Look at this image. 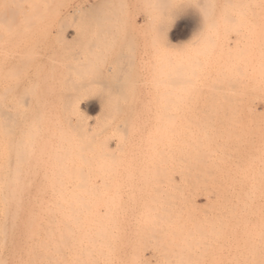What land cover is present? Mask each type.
Instances as JSON below:
<instances>
[{
  "label": "rangeland",
  "instance_id": "1",
  "mask_svg": "<svg viewBox=\"0 0 264 264\" xmlns=\"http://www.w3.org/2000/svg\"><path fill=\"white\" fill-rule=\"evenodd\" d=\"M63 1L0 0V264H264V53L256 51L264 40V0ZM68 101L79 105L89 128L99 130L102 115L116 114L117 160L100 178L115 194L110 201L54 198ZM152 149L162 153L156 171L145 164ZM169 228L178 231L171 230L178 246Z\"/></svg>",
  "mask_w": 264,
  "mask_h": 264
},
{
  "label": "bare ground",
  "instance_id": "2",
  "mask_svg": "<svg viewBox=\"0 0 264 264\" xmlns=\"http://www.w3.org/2000/svg\"><path fill=\"white\" fill-rule=\"evenodd\" d=\"M64 1H66V0H64ZM63 1V2H64ZM69 1V0H68ZM229 1H231V0H229ZM246 1V0H245ZM263 0H261L260 1V3L262 2ZM251 2V1H250ZM253 3H254V1H252ZM258 2V1H257ZM257 2H255V4L257 5ZM262 3H264V1L262 2ZM65 4V3H64ZM232 4H230L229 6H231ZM228 6V7H229ZM260 7L259 8H262V5H259ZM19 9V8H18ZM251 9V8H250ZM254 9H256V8H254ZM253 9V11L254 12H257V11H259V10H254ZM258 9V8H257ZM176 10V9H175ZM178 10V9H177ZM264 11V10H263ZM229 12V11H228ZM246 12H247V10H246ZM260 12V11H259ZM72 13V12H71ZM74 16H76V15H74ZM254 16V15H253ZM257 16H259L258 14H257ZM74 18V17H73ZM64 19V18H63ZM70 19H71V17H70ZM65 22V21H64ZM254 25H256V24H254ZM258 25V24H257ZM188 26V25H187ZM184 27H186V26H184ZM254 27V26H253ZM257 27V26H256ZM259 28V27H258ZM185 29V28H184ZM256 30H257V28H256ZM259 30V29H258ZM74 31V30H73ZM255 31V30H254ZM77 32V31H76ZM257 32V31H256ZM259 32V31H258ZM183 33V32H182ZM177 34H179V32L177 33ZM244 34V33H243ZM263 35V34H262ZM65 36V35H64ZM264 36V35H263ZM230 40V39H229ZM258 42V41H257ZM256 42V43H257ZM261 42V41H260ZM259 42V43H260ZM263 42H264V40H263ZM263 42H262V44H263ZM258 44V43H257ZM261 44V46H259V44H258V46L256 45V51L258 52V54L259 53H264V45H262ZM254 51V50H253ZM226 54V53H225ZM264 55V54H263ZM227 56V55H226ZM256 56V55H255ZM222 57V56H221ZM219 59V58H218ZM218 59H216V60H218ZM222 59V58H221ZM226 60H227V58H226ZM222 61V60H221ZM220 61V62H221ZM227 61H229V60H227ZM256 61H258V60H256ZM260 61H263V60H260ZM260 61L258 62V63H260ZM264 62V61H263ZM224 63V62H223ZM221 64V63H220ZM227 64H229V62L228 63H226L225 65H227ZM256 64V63H255ZM263 63H261V65H262ZM224 65V66H225ZM212 67V66H211ZM219 68H220V66H218ZM261 67H263V65L261 66ZM225 69V68H224ZM258 69V68H257ZM263 70V69H262ZM259 72V71H258ZM261 72V71H260ZM260 74V73H259ZM260 75H258V77H259ZM261 76L262 77H264V72H261ZM261 77V78H262ZM260 78V79H261ZM257 80V79H256ZM259 80V79H258ZM264 81V80H263ZM261 83H264V82H261ZM261 85V84H260ZM262 85H264V84H262ZM257 98V97H256ZM162 99V98H161ZM175 99V98H174ZM174 99H172V100H174ZM177 99V98H176ZM262 99H264L263 97H262ZM164 100V99H163ZM184 100V99H183ZM185 100H187V98L185 99ZM242 100V99H241ZM195 101H197V100H195ZM169 102V101H168ZM176 103H178V102H176ZM194 103V102H193ZM112 104H114L115 105V103H112ZM158 104V103H157ZM182 104V103H181ZM109 105V104H108ZM113 105V106H114ZM158 105H160V104H158ZM162 105V104H161ZM170 105V104H169ZM190 105V104H189ZM207 105V104H206ZM62 106V105H61ZM112 106V105H111ZM164 106V105H163ZM184 106V105H183ZM182 106V107H183ZM186 106V105H185ZM201 106H202V104H201ZM208 106H210V104L208 105ZM116 107V106H115ZM119 107V106H118ZM129 107V106H128ZM156 107V106H155ZM160 107V106H159ZM207 107V106H206ZM216 107V106H215ZM112 108V107H111ZM114 108V107H113ZM112 108V109H113ZM131 108V107H130ZM129 108V109H130ZM168 108V107H167ZM189 108V109H188ZM188 110H190V107L188 106ZM209 108H211V107H209ZM217 108V107H216ZM244 108V107H243ZM115 109V108H114ZM125 109V108H124ZM161 109H166V108H161ZM182 109V108H181ZM199 109V108H198ZM207 109V108H206ZM242 109V108H241ZM107 110V109H106ZM120 110V109H119ZM126 110V109H125ZM160 110V109H159ZM180 110V109H179ZM188 110H187V113H188ZM192 110V109H191ZM203 110H205V108L203 109ZM210 110V109H209ZM213 110V109H212ZM217 110V109H216ZM112 111V110H111ZM114 111V110H113ZM122 111V110H121ZM156 111V110H155ZM177 111V110H176ZM186 111V110H185ZM194 111V110H193ZM200 111V110H199ZM108 112V111H107ZM110 112V111H109ZM105 113L104 115H102V117L103 116H106V119H104V122H105V124H103L102 126H100V128H99V130L98 129H96V128H89L88 127V125H89V123L88 122H86V123H88V125L86 124V123H84V121H83V119H82V115L80 116V111H79V105L76 103V102H73V101H68V102H66L64 105H63V113H64V119L62 120V127H61V135H60V137H57V139L58 138H60V148H59V151H60V156H59V158H61L60 159V164H61V177H60V180H61V183H60V185L58 184V182H56L55 184H54V188H53V190H54V194L53 195H55L54 196V198L56 197V196H58L59 198L61 197V202H63L64 203V199L65 198H67V199H69L70 200V202L72 201L73 203L74 202H81V201H97L98 199H104V200H112V198H113V196L115 197V194L112 196L111 195V192H110V188L109 187H107V186H105L104 185V183L105 182H103L102 183V180L100 179L102 176H104L105 175V177H106V175L107 174H104V172L106 171H109L110 169H112V168H114V165H115V162H114V160L116 161L117 160V158H114V156L116 155H114L113 154V150L111 149V143H112V139L114 138V132H118V130L117 131H113V129H115L116 127H118V126H116L115 127V125H114V127L115 128H113V124L115 123L114 121H116L115 120V118H113V117H116L115 115V113H113V114H111V113ZM149 112V111H148ZM148 112H147V114H148ZM154 112V111H153ZM161 112V111H160ZM168 112V111H167ZM178 112V111H177ZM180 112V111H179ZM191 112V111H190ZM202 112V111H201ZM218 112V111H217ZM62 113V114H63ZM117 113H119L118 111H117ZM122 113H124L125 114V112H122ZM163 113V112H162ZM169 113V112H168ZM172 113V112H171ZM198 113V112H197ZM196 113V114H197ZM216 113V112H215ZM218 113H220V112H218ZM101 114V113H100ZM127 114V113H126ZM125 114V115H126ZM134 114V113H133ZM133 114H131L130 113V115H133ZM144 114V113H143ZM156 114V113H155ZM159 114V113H158ZM193 114V113H192ZM202 114V113H201ZM207 114H210V112L209 113H207ZM222 114V113H221ZM135 115V114H134ZM153 115V114H152ZM182 115V114H181ZM194 115V114H193ZM212 115H215V114H212ZM231 115V114H230ZM119 116H121V115H119ZM127 116V115H126ZM166 116H168V115H166ZM191 116V115H190ZM205 116V115H204ZM216 116H217V114H216ZM219 116H220V114H219ZM132 117V116H131ZM149 117V116H148ZM187 117V116H186ZM193 117V116H192ZM197 117V116H196ZM195 117V118H196ZM207 117H209V116H207L206 115V118ZM211 118H212V116H210ZM209 117V118H210ZM214 117V116H213ZM232 117V116H231ZM122 118V117H121ZM152 118H153V116H152ZM155 118V117H154ZM153 118V119H154ZM167 118V117H166ZM169 118L170 117H168L167 118V120H168V123H169V121L171 120H169ZM191 118V117H190ZM209 118H208V120H209ZM210 118V119H211ZM219 118V117H218ZM127 119H128V116H127ZM158 119V118H157ZM165 119V118H164ZM215 119H217V118H215ZM215 119H213V121L215 120ZM228 119H229V117H228ZM99 120H101V119H99ZM102 120H103V118H102ZM133 120V119H132ZM132 120H130V121H132ZM135 120V119H134ZM138 120V119H137ZM144 120V119H143ZM166 120V121H167ZM202 120V119H201ZM203 120H205V118L203 119ZM220 120V119H219ZM98 121V120H97ZM124 121H126V119L124 120ZM123 121V124L125 123L126 124V122H124ZM147 121H148V118H147ZM153 121H156V122H160V120L159 121H157V120H153ZM152 121V122H153ZM171 121H173V120H171ZM195 121V120H194ZM206 121V120H205ZM212 121V120H211ZM216 121V120H215ZM231 121V120H230ZM232 121H234V120H232ZM250 121V120H249ZM102 122V121H101ZM114 122V123H113ZM121 122V121H120ZM127 122H129V121H127ZM144 122V121H143ZM164 122V121H163ZM181 122V121H180ZM187 123H188V121H186ZM208 122V121H207ZM217 122H219V121H217ZM222 122V121H221ZM103 123V122H102ZM122 123V122H121ZM130 123V122H129ZM133 123V122H132ZM131 123V124H132ZM150 123V122H149ZM190 123V122H189ZM233 123V122H232ZM234 123H236V121L234 122ZM98 124V123H97ZM101 124V123H100ZM120 124V123H119ZM124 124V125H125ZM131 124H129V125H131ZM136 125H137V123H135ZM141 124H142V122H141ZM147 124V123H146ZM156 124V123H155ZM158 124H160V123H158ZM163 124V123H162ZM171 124H173V122L171 123ZM221 124V123H220ZM94 125V124H93ZM96 125V124H95ZM116 125H117V123H116ZM164 125H165V123H164ZM167 125V124H166ZM174 125V124H173ZM191 125V124H190ZM98 126V125H97ZM123 126V125H122ZM142 126H144V125H142ZM168 127L170 126L169 124L167 125ZM172 126V125H171ZM179 126V125H178ZM182 126V125H181ZM218 126H220V125H218ZM91 127H92V125H91ZM133 127H134V125H133ZM164 127V126H163ZM177 127V126H176ZM210 127V126H209ZM225 127V126H224ZM228 127H230V126H227V128ZM124 128V127H123ZM135 128H137V127H135ZM170 128V127H169ZM194 128H196L195 126H194ZM231 128V127H230ZM117 129V128H116ZM119 129H121V128H119ZM132 129V128H131ZM142 129V128H141ZM151 129H153V128H151ZM155 129V128H154ZM178 129H179V127H178ZM197 129H198V127H197ZM197 129H196V131H197ZM208 129V128H207ZM229 129V128H228ZM237 129V128H236ZM123 130V129H122ZM162 130H164V129H162ZM209 130H211V129H209ZM232 130H233V128H232ZM231 130V131H232ZM239 130V129H238ZM153 131H155V134H156V130H153ZM165 131V130H164ZM167 131V130H166ZM176 131V130H175ZM187 131H188V129H187ZM191 131V130H190ZM200 131V130H199ZM198 131V132H199ZM215 131V130H214ZM230 131V132H231ZM140 132V131H139ZM142 132V131H141ZM157 132H159V131H157ZM174 132V131H173ZM201 132V131H200ZM204 132H206V130L204 131ZM209 132V131H208ZM217 132V131H216ZM228 132V131H227ZM250 132V131H249ZM255 132V131H254ZM135 133V132H134ZM202 133V132H201ZM118 134V133H117ZM132 134V133H131ZM136 134V133H135ZM150 134V133H149ZM191 134V133H190ZM203 134V133H202ZM202 134H200V135H202ZM217 134V133H216ZM222 134V133H221ZM220 134V135H221ZM134 135V134H133ZM157 135H159V134H157ZM166 135H167V133H166ZM169 135V134H168ZM167 135V136H168ZM173 135V134H172ZM176 135H177V131H176ZM179 135V134H178ZM181 135V134H180ZM196 135V134H195ZM195 135H194V137H195ZM199 135V136H200ZM219 135V136H220ZM223 135V134H222ZM229 135V134H228ZM117 136V135H116ZM183 136H185V135H183ZM190 136V135H189ZM216 136V135H215ZM252 136H253V134H252ZM119 137H121V135L119 136L118 135V140L120 139ZM170 137V136H169ZM197 137V136H196ZM229 137V136H228ZM237 137V136H236ZM240 137V136H239ZM249 137V136H248ZM260 137H262V136H260ZM123 138V137H122ZM137 138V137H136ZM165 138V137H164ZM173 138V137H172ZM181 138H182V136H181ZM187 138H188V136H187ZM213 138V137H212ZM234 138H235V136H234ZM115 139V138H114ZM116 139V140H117ZM177 139V138H176ZM179 139V138H178ZM177 139V141H179ZM190 139V138H189ZM222 139V136H221V138H220V140ZM233 139V138H232ZM117 140V141H118ZM121 140V139H120ZM139 140V139H138ZM175 140V139H174ZM184 140V139H183ZM188 140V139H187ZM200 140H202V138H200ZM200 140L199 141H197L196 140V142H200ZM260 140H262V139H260ZM57 141V140H56ZM122 141H123V143H124V140L122 139L121 140V142H120V144H122ZM153 141H155V140H153ZM152 141V139H151V142H153ZM189 141V140H188ZM227 141V140H226ZM238 141V140H237ZM263 141V140H262ZM150 142V141H149ZM150 142V143H151ZM159 142H160V140H159ZM159 142H157V144L159 143ZM180 142V141H179ZM206 142H207V139H206ZM220 142V141H219ZM224 142V141H223ZM59 143V142H58ZM140 143V142H139ZM148 143V142H147ZM181 143V142H180ZM190 143H191V141H190ZM195 143V142H194ZM204 143V142H203ZM202 143V144H203ZM213 143H215V141L213 140ZM232 143H233V141H232ZM257 143V142H256ZM114 144V143H113ZM119 143L117 144V143H115V145H118V146H121ZM129 144V143H128ZM140 144H142V143H140ZM165 144V143H164ZM166 144H168V143H166ZM184 144V143H183ZM209 144V143H208ZM221 144H223L222 143V141H221ZM258 144V143H257ZM52 145V144H51ZM58 145V144H57ZM123 145V144H122ZM127 145V144H126ZM137 145V144H136ZM159 145H161V142H160V144ZM207 145V144H206ZM214 145V144H213ZM217 145V144H216ZM219 145V144H218ZM223 145H225V144H223ZM238 145V144H237ZM236 145V146H237ZM156 146V145H155ZM197 146V145H196ZM205 146V145H204ZM208 146V145H207ZM245 146V145H244ZM115 147H117V146H115ZM145 147V146H144ZM154 147V146H153ZM188 147H190V146H188ZM209 147V146H208ZM226 147V146H225ZM113 148V147H112ZM119 148V147H118ZM118 148H116V149H118ZM130 148H132V147H130ZM161 148H162V146H161ZM161 148H159V149H161ZM181 148H183V147H181ZM185 148V147H184ZM198 148V147H197ZM202 148H204L203 146H202ZM201 148V146H200V149H202ZM210 148V147H209ZM223 148V147H222ZM231 148H233V147H231ZM123 149H124V147H123ZM142 149V148H141ZM154 149H155V147H154ZM204 149H207V148H204ZM224 149V148H223ZM241 149H243V148H241ZM246 149V148H245ZM262 149V148H261ZM119 150V149H118ZM134 150V149H133ZM148 149H145V151H147ZM150 150V149H149ZM153 150V149H152ZM169 150V149H168ZM188 150V149H187ZM191 150V149H190ZM193 150H195V152H197L196 151V149H194V147H193ZM209 150V149H208ZM212 150V149H211ZM218 151L220 150V149H217ZM217 150H215V151H217ZM234 150V149H233ZM117 151V150H116ZM115 151V152H116ZM126 151V150H125ZM141 151V150H140ZM221 151V150H220ZM152 152H154V150L152 151ZM190 152V151H189ZM194 152V153H195ZM201 152V151H200ZM208 153H209V151H207ZM235 152H236V150H235ZM129 153V152H128ZM159 153L160 154H162L161 152H154V153H151V156H153V157H150L148 160H146V162H145V164L146 165H152V171H156L155 169H153V166H155V167H158V165H160L159 164V162L160 161H162V160H160L159 158L162 156H159ZM164 153V152H163ZM168 153V152H167ZM212 153H213V151H212ZM211 153V154H212ZM216 153V152H215ZM223 153V152H222ZM119 154V153H118ZM121 154H123L122 153V150H121ZM136 154V153H135ZM137 154H138V152H137ZM153 154V155H152ZM168 154H170V153H168ZM225 154V153H224ZM158 155V156H157ZM200 155H201V153H200ZM220 155V154H219ZM54 156V155H53ZM119 156H120V154H119ZM126 156V155H125ZM128 156V155H127ZM145 156V155H144ZM164 156H165V153H164ZM174 156V155H173ZM190 156V155H189ZM195 156V155H194ZM241 156V155H240ZM244 156V155H243ZM167 157H169V155L167 156ZM180 157V156H179ZM191 157H193L192 155H191ZM195 157H197V156H195ZM215 157V156H214ZM255 158H256V156H254ZM54 158V157H53ZM147 158V157H146ZM145 158V159H146ZM187 158V157H186ZM198 158H199V156H198ZM217 158V157H216ZM218 158H220V157H218ZM217 158V159H218ZM57 159V158H56ZM121 159V158H120ZM125 159V158H124ZM164 159V158H163ZM173 159V158H172ZM191 160H192V158H190ZM197 159V158H196ZM213 159V158H212ZM215 159V158H214ZM216 159V160H217ZM251 159V158H250ZM126 160V159H125ZM168 160H169V158H168ZM183 160V159H182ZM199 160V159H198ZM218 160H222V157H221V159H218ZM249 160V159H248ZM54 161V160H53ZM122 161H123V159H122ZM135 161H136V159H135ZM164 161V160H163ZM186 161V160H185ZM189 161V160H188ZM193 161V160H192ZM197 161V160H196ZM201 161V160H200ZM59 162V161H58ZM131 162V161H130ZM171 162V161H170ZM191 162V161H190ZM225 162V161H224ZM120 163V162H119ZM122 163V162H121ZM176 163H178V161L176 162ZM201 163V162H200ZM211 163V162H210ZM143 164V163H142ZM175 164V163H174ZM198 164V163H197ZM207 164V163H206ZM222 164V163H221ZM253 164V163H252ZM118 166H119V164H117ZM123 165V164H122ZM122 165H121V167H122ZM132 165V164H131ZM141 165V164H140ZM164 165H166V164H164ZM167 165H168V163H167ZM176 165V164H175ZM180 165V164H179ZM200 165V164H199ZM202 165V164H201ZM200 165V166H201ZM207 165H210V164H207ZM213 165H214V163H213ZM213 165H212V167H213ZM258 165V164H257ZM136 166V165H135ZM170 166V165H169ZM194 166H196V165H194L193 164V167ZM198 166V165H197ZM200 166H198V167H200ZM214 166H217V165H214ZM225 166V165H224ZM260 166V165H259ZM58 167V166H57ZM117 167V166H116ZM147 167V166H146ZM154 167V168H155ZM189 167V166H188ZM198 167H196V168H198ZM208 167H210V166H208ZM237 167V166H236ZM55 168H56V166H55ZM130 168V167H129ZM133 168V167H132ZM132 168H131V170H132ZM148 168H149V166H148ZM177 168V167H176ZM195 168V167H194ZM49 169H51V168H49ZM126 169V168H125ZM147 169V168H146ZM158 169V168H157ZM167 169V168H166ZM174 169V168H173ZM183 169H185V168H183ZM188 169V168H187ZM217 169H218V167H217ZM217 169H216V172H219V171H217ZM122 170V169H121ZM198 170V169H197ZM210 170V172H211V168L210 169H208V171ZM232 170V169H231ZM238 170V169H237ZM246 170V169H245ZM58 171V172H59ZM141 171H143V170H141ZM149 171V170H148ZM151 171V170H150ZM185 171H187V170H185ZM184 171V172H185ZM190 171V170H189ZM189 171H188V173H189ZM195 171H196V169H195ZM221 171V170H220ZM233 171V170H232ZM262 171V170H261ZM54 172V171H53ZM135 172V171H134ZM194 172V171H193ZM227 172V171H226ZM56 173V172H55ZM108 173V172H107ZM110 173V172H109ZM147 173V172H146ZM166 173H167V171H166ZM170 173V172H169ZM187 173V174H188ZM207 173V172H206ZM53 174V173H52ZM119 174V173H118ZM137 174V173H136ZM152 174V173H151ZM165 174V173H164ZM182 174V173H181ZM185 174V173H184ZM193 173H191V175H192ZM197 174H198V172H197ZM217 174H219V173H217ZM257 174H259V173H257ZM56 175H57V173H56ZM108 175H110V174H108ZM113 175H114V173H113ZM115 175H116V173H115ZM122 175V174H121ZM145 175V174H144ZM209 175V174H208ZM210 175H212L211 173H210ZM209 175V176H210ZM214 175V174H213ZM220 175V174H219ZM237 175V174H236ZM239 175V174H238ZM237 175V176H238ZM49 176V175H48ZM55 176V175H54ZM119 176V175H118ZM167 176V175H166ZM193 176V175H192ZM192 176L190 177V178H192ZM197 176V175H196ZM206 176H207V174H206ZM225 176V175H224ZM235 176V175H234ZM115 177V176H114ZM128 177V176H127ZM171 177V176H170ZM213 177V176H212ZM219 177V176H218ZM242 177V176H241ZM251 177V176H250ZM260 177V176H259ZM53 178V177H52ZM57 178V177H56ZM104 178V177H103ZM109 178H110V176H108V179H106V178H104V179H106V180H109ZM145 178H147V177H145ZM184 178V176L182 175V179ZM196 178V177H195ZM200 178L202 179V177L200 176ZM204 178V177H203ZM215 178V177H214ZM225 178V177H224ZM228 178H230V175H229V177ZM120 179V178H119ZM131 179V178H130ZM148 179H149V177H148ZM181 179V180H182ZM184 179H186L187 180V178H184ZM193 179H194V176H193ZM200 179V180H201ZM207 180V182H208V178H206ZM238 179V178H237ZM72 180L74 181V182H72ZM101 180V181H100ZM110 180H112V179H110ZM117 180H118V178H117ZM133 180V179H132ZM143 180V179H142ZM158 180V179H157ZM163 180H164V178H163ZM169 180V179H168ZM216 180V179H215ZM225 180V179H224ZM55 181V180H54ZM97 181H99V184H97ZM165 181V180H164ZM163 181V182H164ZM172 181V180H171ZM180 181V180H179ZM190 181V180H189ZM188 181V182H189ZM197 181V180H196ZM205 181V182H206ZM258 181H259V179H258ZM101 182V183H100ZM107 182V181H106ZM114 182V181H113ZM123 182V181H122ZM162 182V181H161ZM181 182V181H180ZM179 182V183H180ZM184 182V181H183ZM194 181H192V183H193ZM198 182V181H197ZM197 182H195V183H197ZM206 182V183H207ZM210 182V181H209ZM220 182H223V180L221 179V181ZM219 182V183H220ZM226 182V181H225ZM262 182V181H261ZM260 181H259V183H258V185L261 183ZM108 183V182H107ZM127 183V182H126ZM137 183V182H136ZM142 183V182H141ZM148 183V182H147ZM157 183V182H156ZM155 183V184H156ZM172 183H173V181H172ZM187 183V182H186ZM217 183V182H216ZM215 183V184H216ZM248 183V182H247ZM109 184V183H108ZM191 184V183H190ZM198 184V183H197ZM203 184V183H202ZM214 184V183H213ZM252 184V183H251ZM53 185V184H52ZM110 185V184H109ZM112 185V184H111ZM167 185V184H166ZM172 185V184H171ZM182 185V184H181ZM186 185V184H185ZM185 185H184V187H185ZM192 185V184H191ZM221 185V184H220ZM219 185V187L220 188H222L223 187V185H224V183H223V185L222 186H220ZM239 185H240V182H239ZM262 185V184H261ZM260 185V186H261ZM140 186V185H139ZM153 186V185H152ZM158 186H160V185H158ZM183 186V185H182ZM187 186V185H186ZM193 186H196L195 184L193 185ZM193 186H192V188H193ZM203 186H205L204 184H203ZM215 186H217V185H215ZM227 186V185H226ZM244 186V185H243ZM263 186V185H262ZM49 187V186H48ZM98 187H101L102 189H98ZM105 187H107V189H105ZM114 187V186H113ZM161 187V186H160ZM166 187H169V185L168 186H166ZM174 187V186H173ZM199 187V186H198ZM224 187H225V185H224ZM238 188H239V186H237ZM250 187V186H249ZM116 188V187H115ZM114 188V189H115ZM177 188H178V186H177ZM181 188V187H180ZM189 188V187H188ZM237 188V189H238ZM241 188V187H240ZM239 188V189H240ZM167 189V188H166ZM169 189H171V188H169ZM185 189V188H184ZM223 189V188H222ZM229 189H230V187H229ZM243 189V188H242ZM249 189V188H248ZM116 190V189H115ZM131 190V189H130ZM134 190V189H133ZM138 190H139V188H138ZM156 190V189H155ZM154 190V191H155ZM195 190V189H194ZM201 190V189H200ZM202 190H203V188H202ZM218 190V189H217ZM224 190V189H223ZM251 190V189H250ZM113 191V190H112ZM150 191V190H149ZM161 191V190H160ZM178 191H179V189H178ZM177 191V192H178ZM185 191H187V190H185ZM184 191V192H185ZM196 191V190H195ZM204 191V190H203ZM207 191V190H206ZM214 191V190H213ZM219 191V190H218ZM228 191V190H227ZM231 191H233L232 189H231ZM230 191V192H231ZM238 191H240V190H238ZM139 192V191H138ZM159 192V191H158ZM164 192V191H163ZM162 192V193H163ZM167 192V191H166ZM181 192H183V191H181ZM223 192V191H222ZM229 192V191H228ZM244 192V191H243ZM248 192V191H247ZM256 192V191H255ZM258 192V191H257ZM52 193V192H51ZM115 193V192H114ZM155 193V192H154ZM172 193V192H171ZM186 193V192H185ZM196 193V192H195ZM198 193V192H197ZM233 193V192H232ZM250 193H252V192H249V194ZM137 194V193H136ZM141 194V193H140ZM149 194V193H148ZM152 194H153V192H152ZM167 194H168V192H167ZM178 194V193H177ZM181 194V193H180ZM226 194V193H225ZM238 194V193H237ZM139 195V194H138ZM137 195V196H138ZM150 195V194H149ZM153 195H155V197H157V196H159L160 198H162L160 195H158L157 193H155V194H153ZM157 195V196H156ZM185 195V194H184ZM232 195V194H231ZM240 195V194H239ZM252 195H253V193H252ZM255 195V194H254ZM263 195V194H262ZM50 196V195H49ZM141 196V195H140ZM163 196H164V194H163ZM220 196V195H219ZM223 196V195H222ZM227 196V195H226ZM229 196V195H228ZM233 196H234V194H233ZM238 196V195H237ZM243 196V195H242ZM150 197V196H149ZM152 197V196H151ZM155 197H153V198H155ZM165 197H167V196H165ZM174 197H175V195H174ZM173 196H172V201H173V198H174ZM178 197H180V196H178ZM188 197H189V194H188ZM259 197V196H258ZM50 198V197H49ZM131 198V197H130ZM186 198H187V196H186ZM234 198V197H233ZM261 197H259V199H260ZM263 198V197H262ZM96 199V200H95ZM136 199V198H135ZM163 199H165V198H162V200ZM168 199V198H167ZM166 199V200H167ZM184 199H185V197H184ZM183 198H182V200H181V202H179L180 204L182 203V202H184L183 200H184ZM221 199H223V197L221 198ZM235 199H237L236 197H235ZM151 200V202L150 203H155V205H157L156 204V202L158 201V203H159V201L160 200H156V201H153L152 202V199H150ZM161 200V201H162ZM165 200V201H166ZM177 200H179V199H175V201L177 202ZM188 200V199H187ZM226 200V199H225ZM234 200V199H233ZM256 200V199H255ZM49 201V200H48ZM102 201V200H101ZM115 201V200H114ZM131 201V200H130ZM129 201V202H130ZM139 201V200H138ZM165 201H163V202H165ZM221 201V200H220ZM231 201V200H230ZM67 202V201H66ZM125 202V201H124ZM189 202V201H188ZM250 202V201H249ZM254 202V201H253ZM112 203V202H111ZM234 203H236V202H234ZM233 203V204H234ZM246 203V202H245ZM260 203V202H259ZM133 204V203H132ZM146 204V203H145ZM161 203H159V205H160ZM180 204H178V205H180ZM185 204H186V202H185ZM185 204H183L184 206H185ZM220 204H222V203H220ZM225 204V203H224ZM224 204H222L223 206H224ZM232 204V203H231ZM240 204V203H239ZM251 204V203H250ZM135 205V204H134ZM159 205H157V206H159ZM164 206H165V203L163 204ZM162 204L159 206V207H161V206H163ZM221 205V206H222ZM143 206H145V205H143ZM152 206V205H151ZM163 206V207H164ZM166 206H167V204H166ZM173 206H175V205H173ZM180 206H182V205H180ZM228 206V205H227ZM254 206V205H253ZM261 206H262V204H261ZM149 207V206H148ZM158 207V208H159ZM178 207V206H177ZM183 207V206H182ZM194 207V206H193ZM230 207V206H229ZM241 207V206H240ZM244 207V206H243ZM141 208H144V207H141ZM146 208V207H145ZM154 208V207H153ZM172 208H175V207H172ZM185 208L186 207H184V208H182L183 209V212H184V210H185ZM189 208V207H188ZM224 208H226V206L224 207ZM232 208H234V207H232ZM253 208V207H252ZM175 209H177V208H175ZM182 209H181V211H182ZM223 209V208H222ZM230 209V208H229ZM239 209H241V208H239ZM239 209H236V210H239ZM155 210V209H154ZM159 210V209H158ZM161 210V211H160ZM159 211L162 213L163 212V209H160ZM180 210V209H179ZM224 210V209H223ZM244 210V209H243ZM247 210V209H246ZM251 210V209H250ZM156 211V210H155ZM165 211V210H164ZM193 211V210H192ZM132 212H133V210H132ZM143 212V211H142ZM149 212V211H148ZM148 212H147V214H148ZM229 212H230V210H229ZM232 212V211H231ZM230 212V213H231ZM244 212V211H243ZM256 212V211H255ZM165 213V212H164ZM167 213V212H166ZM166 213H165V215H166ZM182 213V212H181ZM251 213V212H250ZM261 213V212H260ZM132 214V213H131ZM151 214H155V212H153V210L151 211ZM151 214H149V215H151ZM156 214H157V212H156ZM184 213H182V215H183ZM188 214V213H187ZM194 214V213H193ZM196 214V213H195ZM225 214V213H224ZM232 214V213H231ZM145 215V214H144ZM149 215H148V218H149ZM164 215V214H163ZM168 216H169V218L171 217L169 214H167ZM176 215H178V213H177V210H176ZM181 215V216H182ZM185 215V214H184ZM253 215V214H252ZM256 215H257V212H256ZM262 215V214H261ZM141 216V215H140ZM158 216L160 217V214H158ZM179 216H180V214H179ZM186 216V215H185ZM232 216V215H231ZM230 216V217H231ZM242 216V215H241ZM244 216H247V215H244ZM262 216H264V215H262ZM163 217V216H162ZM174 217V216H173ZM178 217V216H177ZM187 217V216H186ZM186 217H184L185 219H186ZM229 217V218H230ZM127 218V217H126ZM144 218V217H143ZM146 218H147V216H146ZM146 218H144L143 220L145 221H148ZM152 219H155L156 218V216L153 218V215H152V217H151ZM164 218H166V217H164ZM164 218H158L157 217V219H156V221H158V219H161V221L160 222H162V220L164 219ZM168 218V217H167ZM193 218H195L194 216H193ZM244 218V217H243ZM250 218H254V216L253 217H250ZM150 219V218H149ZM170 219H173V218H170ZM178 219V218H177ZM236 219V218H235ZM248 219V218H247ZM140 220H142V219H140ZM143 220H142V223H143ZM168 220V219H167ZM166 219H165V222L167 221ZM180 220H181V218H180ZM186 220H188V217H187V219ZM190 220H192L191 219V217H190ZM197 220V219H196ZM232 220V219H231ZM255 220V219H254ZM259 220V219H258ZM154 221V220H153ZM152 220H151V222H153ZM164 221V220H163ZM193 221V220H192ZM244 221V220H243ZM247 221V220H246ZM150 222V221H149ZM150 222V223H151ZM167 222H170L169 220L167 221ZM184 223H185V221H183ZM187 222V221H186ZM194 222V221H193ZM198 222H199V220H198ZM240 222V221H239ZM245 222V221H244ZM247 222H249V220L247 221ZM246 222V223H247ZM155 223V222H154ZM172 223H173V221H172ZM197 223V222H196ZM146 224V223H145ZM167 224V223H166ZM166 224H164V225H166ZM176 223H173V225H171V222H170V225H171V227H174V225H175ZM177 224H178V222H177ZM192 225H193V223H191ZM195 224V223H194ZM224 224H226V226H227V223H224ZM236 224H238V223H236ZM163 225V224H162ZM163 225V226H164ZM181 225V224H180ZM183 226H184V224H182ZM186 225V224H185ZM203 225H205V223L203 224ZM175 226H177V225H175ZM197 226V225H196ZM196 226H193V227H195L196 228ZM200 226H201V224H200ZM226 226H225V228H226ZM264 226V225H263ZM167 228H168V226H166ZM178 227H181L180 228V230H182V232H183V227L182 226H179V224H178ZM178 227H174V228H176L175 230H177V228ZM198 227H199V225H198ZM204 227V226H203ZM205 228V227H204ZM206 228H207V224H206ZM212 228V227H211ZM238 228V227H237ZM244 228V227H243ZM199 229H200V227H199ZM236 229V228H235ZM257 229V228H256ZM169 230H170V228H169ZM171 230H173V228L171 229ZM171 230H170V233H169V235L171 236L173 233V231H175V230H173L172 232H171ZM184 230L186 231V229L184 228ZM195 230V229H194ZM202 229H200V231H201ZM211 230V229H210ZM213 230V229H212ZM224 230V229H223ZM237 230V229H236ZM258 230V229H257ZM178 231H179V228H178ZM178 231H175V232H178ZM184 231V232H185ZM190 231V230H189ZM191 231H193V230H191ZM180 232V231H179ZM194 232V231H193ZM196 232H198V231H196ZM254 232V231H253ZM240 233V232H239ZM238 233V234H239ZM182 235H183V233H181ZM188 234V233H187ZM211 234V233H210ZM213 234H214V232H213ZM213 234H211V235H213ZM229 234V233H228ZM242 234V233H241ZM245 234V233H244ZM251 234H252V232H251ZM258 234V233H257ZM176 236L178 235L179 236V233L178 234H175ZM193 235V234H192ZM222 235V234H221ZM227 235V234H226ZM246 235V234H245ZM181 236V235H180ZM179 236V237H180ZM190 236V235H189ZM209 236V235H208ZM230 236H231V234H230ZM233 236H235V235H233ZM172 237V240H174V243H175V245H179L180 243H179V241H176L175 242V240L176 239H173V235L171 236ZM175 237V236H174ZM200 237V236H199ZM203 237V236H202ZM215 237V236H214ZM258 237H260V236H258ZM181 238V237H180ZM184 239H185V236L183 237ZM187 238V237H186ZM206 238V237H205ZM223 238V237H222ZM228 238V237H227ZM237 238V237H236ZM184 239H179L181 242L182 241H184ZM200 239V238H199ZM211 239V238H210ZM210 239H208V240H210ZM214 240V239H213ZM229 240V239H228ZM238 242V241H237ZM260 242V241H259ZM194 243H198V242H194ZM212 243V242H211ZM223 243V242H222ZM230 243V242H229ZM242 243H244V242H242ZM258 243V242H257ZM260 243H263V240H262V242H260ZM100 244V243H99ZM246 244V243H245ZM244 244V245H245ZM64 245V244H63ZM69 245V244H68ZM101 245H103V244H101ZM185 245V244H184ZM223 245V244H222ZM247 245V244H246ZM215 246V245H214ZM260 246V245H259ZM52 247V246H51ZM74 247V246H73ZM182 247V246H181ZM194 247H195V245H194ZM263 247V246H262ZM75 248V247H74ZM183 248V247H182ZM181 248V252H184L183 251V249ZM196 248V247H195ZM214 248V247H213ZM254 248H256V246L254 247ZM73 249V248H72ZM178 249L180 250V248L178 247ZM185 249V248H184ZM187 249V250H186ZM185 250L186 251H188V248H186ZM197 249V248H196ZM242 249V248H241ZM251 249H253L252 247H251ZM250 249V250H251ZM263 249V248H262ZM261 249V250H262ZM76 250V249H75ZM80 250H81V248H80ZM87 250V249H86ZM99 250V249H98ZM97 250V251H98ZM101 250V249H100ZM221 250V249H220ZM254 250V249H253ZM67 251H68V249H67ZM104 251V250H103ZM237 251V250H236ZM55 252V251H54ZM66 252V251H65ZM96 252V251H95ZM100 252V251H99ZM98 252V253H99ZM243 252H245V250L243 251ZM256 252V251H255ZM57 253V252H56ZM55 253V254H56ZM74 253V252H73ZM79 253V252H78ZM103 253V252H102ZM102 253H100V254H102ZM177 253H179V252H177ZM185 254H186V252H184ZM184 253L182 254V255H180V257L182 258V256L184 255ZM262 253V252H261ZM52 254V253H51ZM54 254V253H53ZM99 254V255H100ZM238 254V253H237ZM253 254V253H252ZM72 255V254H71ZM75 255V254H74ZM73 255V256H74ZM77 255V254H76ZM80 255V254H79ZM226 255V254H225ZM240 255V254H239ZM256 255V254H255ZM52 256V255H51ZM95 256H96V254H95ZM241 256H242V254H241ZM248 256H250V254L248 255ZM261 256V255H260ZM66 257V256H65ZM71 257V256H70ZM89 257H91V255H89ZM228 257V256H227ZM244 257H246V256H244ZM54 258V257H53ZM66 258H68V257H66ZM75 258V257H74ZM77 258V257H76ZM75 258V259H76ZM94 258V257H93ZM99 258V257H98ZM105 258V257H104ZM103 258V259H104ZM256 258V257H255ZM262 258V257H261ZM69 259V258H68ZM73 259V258H72ZM72 259H71V261H72ZM223 259V258H222ZM231 259V258H230ZM234 259H236V258H233V260ZM95 260V259H94ZM239 260V259H238ZM261 260V259H260ZM263 260H264V258H263ZM149 261V260H148ZM246 261H248V260H246ZM250 261H252V260H250ZM250 261H248V262H250ZM255 261V260H254ZM70 262V261H69ZM75 262H76V260H75ZM235 262V261H234ZM239 262V261H238ZM253 262V261H252ZM251 262V263H252ZM256 262V261H255ZM82 263V262H81ZM148 263V262H147ZM226 263H227V261H226ZM242 263V262H241ZM263 263V262H262ZM84 264V263H83ZM254 264V263H253Z\"/></svg>",
  "mask_w": 264,
  "mask_h": 264
},
{
  "label": "snow or ice",
  "instance_id": "3",
  "mask_svg": "<svg viewBox=\"0 0 264 264\" xmlns=\"http://www.w3.org/2000/svg\"><path fill=\"white\" fill-rule=\"evenodd\" d=\"M161 7H165V8H172V7H174V5H171V4H167V3H165V4H162V5H160ZM163 31V29H161V32Z\"/></svg>",
  "mask_w": 264,
  "mask_h": 264
}]
</instances>
